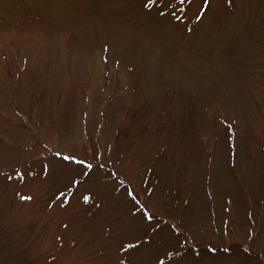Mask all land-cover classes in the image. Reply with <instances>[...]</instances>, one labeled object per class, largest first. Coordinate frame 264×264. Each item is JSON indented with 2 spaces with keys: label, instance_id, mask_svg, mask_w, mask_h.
Returning a JSON list of instances; mask_svg holds the SVG:
<instances>
[{
  "label": "rangeland",
  "instance_id": "1",
  "mask_svg": "<svg viewBox=\"0 0 264 264\" xmlns=\"http://www.w3.org/2000/svg\"><path fill=\"white\" fill-rule=\"evenodd\" d=\"M165 248L264 264V0H0V264Z\"/></svg>",
  "mask_w": 264,
  "mask_h": 264
},
{
  "label": "snow or ice",
  "instance_id": "2",
  "mask_svg": "<svg viewBox=\"0 0 264 264\" xmlns=\"http://www.w3.org/2000/svg\"><path fill=\"white\" fill-rule=\"evenodd\" d=\"M163 2L164 0H162V3ZM189 2L191 3L192 0H189ZM204 2L207 3L208 0H204ZM68 159H71L73 161H78L77 157H69ZM78 162L84 165H87L89 168L92 167L91 163L87 160L78 161ZM45 171H47V166H45ZM77 183H79V181H77ZM61 195L63 196L64 194L61 193ZM30 198L31 197H29V199ZM83 199L87 200L89 199V197L85 195ZM144 217L146 218L147 221H153L154 213L152 211H149L147 208H144ZM164 231L165 229L161 227V225H157L155 229H151L149 232L144 233V240L148 242L150 251L157 250L156 248L153 247V245H157L158 239L165 238L163 235ZM158 233H159V236H158ZM166 239L168 241L167 247L169 248H176L180 245V241L175 236L167 237ZM135 243L139 245L141 244V240L136 239ZM183 243L187 245V241H183ZM128 247L134 248V245H128ZM213 251L215 250L213 249ZM163 255H165L166 257H169V264H181L182 262L181 255L178 252L168 251L167 248H165ZM157 264H162V261L159 260V257L157 258Z\"/></svg>",
  "mask_w": 264,
  "mask_h": 264
},
{
  "label": "trees",
  "instance_id": "3",
  "mask_svg": "<svg viewBox=\"0 0 264 264\" xmlns=\"http://www.w3.org/2000/svg\"><path fill=\"white\" fill-rule=\"evenodd\" d=\"M251 209H253V207H251Z\"/></svg>",
  "mask_w": 264,
  "mask_h": 264
}]
</instances>
